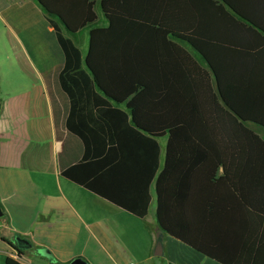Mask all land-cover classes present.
Returning a JSON list of instances; mask_svg holds the SVG:
<instances>
[{
  "label": "trees",
  "instance_id": "trees-1",
  "mask_svg": "<svg viewBox=\"0 0 264 264\" xmlns=\"http://www.w3.org/2000/svg\"><path fill=\"white\" fill-rule=\"evenodd\" d=\"M6 5L41 69L60 175L136 218L153 186L164 233L218 264H264V139L248 127L264 131V0H100L105 26L89 0L84 58L56 16L28 26Z\"/></svg>",
  "mask_w": 264,
  "mask_h": 264
},
{
  "label": "crops",
  "instance_id": "crops-1",
  "mask_svg": "<svg viewBox=\"0 0 264 264\" xmlns=\"http://www.w3.org/2000/svg\"><path fill=\"white\" fill-rule=\"evenodd\" d=\"M34 1L41 10L56 16L64 35L69 34L75 45L85 42L87 50L88 31L79 29L89 0H77L75 7L71 0ZM95 1L100 11V0ZM4 2L0 0V7ZM97 17L98 26H105L101 11ZM175 42L210 72L189 44ZM38 74L42 83L39 100L25 98V90L18 88H6L3 95L7 98H0L4 112L0 121V264H6V259L20 264H68L75 258L88 264H218L158 228L153 186L146 216L136 218L60 175L57 154L62 142L56 138L50 98ZM42 108L49 117L46 122L28 119ZM41 133L46 134V146L38 144ZM157 141L162 161L166 139ZM216 216L220 218L219 211ZM118 223L136 225L139 231L118 230ZM157 231L162 233L160 257L153 255ZM16 237L31 246L20 251L19 258L10 246ZM40 249L48 250L52 259L39 256L36 251Z\"/></svg>",
  "mask_w": 264,
  "mask_h": 264
},
{
  "label": "rangeland",
  "instance_id": "rangeland-1",
  "mask_svg": "<svg viewBox=\"0 0 264 264\" xmlns=\"http://www.w3.org/2000/svg\"><path fill=\"white\" fill-rule=\"evenodd\" d=\"M5 3L7 4V7L12 8V12L15 13L16 16H19L23 21H26V25L28 26H31L33 22L35 23L39 18L36 12L40 13L41 9L35 4L34 0H5ZM95 11L100 16V11L97 7ZM0 16V98H7V96L3 95L6 88H18L25 90V98L33 97L39 100V94L41 93L39 90L42 87V83L39 79L38 73L41 72V69L37 61L32 59L35 55L31 53L32 48L27 41L28 33L24 31L26 27L22 26L21 29H18L12 21L8 20L7 13H0ZM27 19L34 21L28 22ZM35 31L33 30L34 33ZM82 35V38H84V34ZM65 36L73 41L69 34L65 33ZM31 38L35 40V37L31 36ZM41 46L42 45L39 43L38 47H34L33 50H36L39 55L42 53L41 57L47 59V57L44 56V50ZM76 46L80 50L82 58H84L86 53V43L80 42L79 44H76ZM29 54H32V58ZM3 113V110L0 109V121L3 120ZM28 119L33 120L36 123H41L46 122L49 117L42 108L41 110H37L35 114L29 115ZM249 128L264 139V131L252 125H250ZM36 130L39 132V128ZM39 136L41 139H39L38 144H45L46 146L47 139H43L46 137V134L41 133ZM130 227L128 224H117L118 230L121 228L123 231H131L132 233L139 231V227L136 225ZM107 243L108 242H106V246Z\"/></svg>",
  "mask_w": 264,
  "mask_h": 264
},
{
  "label": "water",
  "instance_id": "water-1",
  "mask_svg": "<svg viewBox=\"0 0 264 264\" xmlns=\"http://www.w3.org/2000/svg\"><path fill=\"white\" fill-rule=\"evenodd\" d=\"M206 66L208 67L207 64H206ZM208 69H209V67H208ZM210 72H211V70H210ZM1 217H2V212L0 209V218ZM10 246L15 252H20V251L22 252V251L28 250L31 247L29 242H27L26 240L21 239L19 237L14 238L13 241L11 242ZM36 253L41 257H45L47 259H52L51 254L46 249L37 250ZM153 255L155 257L163 256L162 233L160 231L156 232V242H155ZM68 264H88V263L81 258H75L72 261H70Z\"/></svg>",
  "mask_w": 264,
  "mask_h": 264
}]
</instances>
